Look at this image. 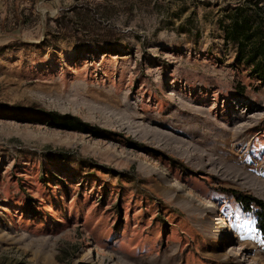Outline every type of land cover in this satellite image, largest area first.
<instances>
[{
    "label": "rangeland",
    "instance_id": "374dc122",
    "mask_svg": "<svg viewBox=\"0 0 264 264\" xmlns=\"http://www.w3.org/2000/svg\"><path fill=\"white\" fill-rule=\"evenodd\" d=\"M244 1L0 0V264H264L227 192L264 200Z\"/></svg>",
    "mask_w": 264,
    "mask_h": 264
},
{
    "label": "trees",
    "instance_id": "16d2710c",
    "mask_svg": "<svg viewBox=\"0 0 264 264\" xmlns=\"http://www.w3.org/2000/svg\"><path fill=\"white\" fill-rule=\"evenodd\" d=\"M219 20L224 40L234 48V63L244 66L251 77L264 84V0H245L224 7ZM54 124L68 129L89 131L90 126L71 115L48 113ZM228 194L254 220L256 230L264 236V200L237 190ZM226 192V193H227Z\"/></svg>",
    "mask_w": 264,
    "mask_h": 264
}]
</instances>
